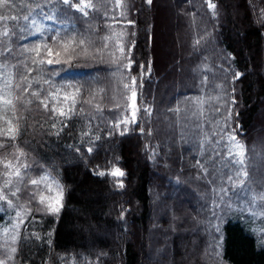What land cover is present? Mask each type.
<instances>
[{
  "label": "trees",
  "instance_id": "trees-1",
  "mask_svg": "<svg viewBox=\"0 0 264 264\" xmlns=\"http://www.w3.org/2000/svg\"><path fill=\"white\" fill-rule=\"evenodd\" d=\"M212 1L215 4L212 14L206 0L170 1L177 11L179 31L185 29V36H179L178 49L172 47L167 50L165 42L169 40V35L162 34L167 26L165 0H122L124 12L121 21L129 25L126 38L127 49L131 47L132 67L129 73L136 77L139 92L142 91V96L146 95L152 104L153 115L149 125L140 120L121 132L108 124V115L100 124H86L87 118H93L92 114L89 116L82 109L83 96L90 91L92 84V79L87 77L94 72L103 75L106 70L103 66L96 71V67L88 68L73 60L52 65L34 64L30 68L27 79L31 81V87L41 89L42 97L48 94L52 75L55 83L66 77L70 89L74 83L79 84V102L75 100L61 107L66 113L64 116L54 114L53 109L47 107L50 113L39 116L36 123L28 124L27 118L22 123L26 129L22 148L32 151L60 179L65 187V199L57 215L34 219L26 233L22 234L16 253L17 264L142 263L149 243L146 235L152 225L151 189L168 190L162 177L158 176L161 173L154 164L156 158L153 159L151 155L155 140L168 131L169 119L166 115L169 111L162 107L170 102L168 94L173 89L168 85L171 82L174 85L179 78L189 81L193 75L194 80H198L204 64L207 82L211 85L215 69L219 83H224L228 91L232 111L229 133L234 131L235 136L248 148L255 146L253 142L260 143L259 140L264 139V76L259 71L264 69V0H233V4L227 0ZM232 5L235 8V22L230 10ZM51 10H55L59 23H68V26L55 25L54 29L42 36L33 37V19L35 22L37 17L42 20L50 15ZM0 16L19 18L15 24L0 23V45L11 39L22 47L55 42L65 34L85 39L92 32H105L107 26L104 21L112 13L89 10V14L84 16L67 8L60 0H9L0 7ZM24 16L31 19L25 22ZM190 21L193 26L187 34L184 24ZM212 25L211 40H203L209 37ZM6 28H15L16 31L4 36ZM198 40L200 43H197ZM214 43L231 56L230 62L218 59L219 54L212 50ZM1 53L0 57H3ZM208 56L209 60H206ZM252 69H256V79L250 72ZM66 71L67 75L64 74ZM163 79L166 80L163 82ZM2 96L4 92L0 93L1 101L4 100ZM233 99L235 103H232ZM161 110L164 111L162 116ZM27 114L25 110L22 118ZM219 120H215L217 125ZM190 128L186 132L184 126L177 127L176 136H187L186 144L192 142L195 134H199L198 127ZM150 130L153 131L149 133ZM201 130L200 136H203ZM163 148L164 143H161V153ZM169 150L173 151V147ZM170 155L176 158L175 171L181 172L183 167L197 168V152L193 150L172 152L169 158ZM158 158L157 163H160ZM114 165L125 173L123 187L109 174ZM101 172L105 175L98 174ZM2 219L3 214L0 213V222ZM158 222L161 223L159 219ZM167 225L164 222L158 233L164 235ZM224 235L223 257L228 263L264 264V246H260L257 238L239 221H226ZM162 242V239L158 240V243ZM178 243L180 238L170 241L174 254L169 261L171 264L173 259L182 255L177 252ZM192 260V264H200L196 259Z\"/></svg>",
  "mask_w": 264,
  "mask_h": 264
},
{
  "label": "rangeland",
  "instance_id": "rangeland-1",
  "mask_svg": "<svg viewBox=\"0 0 264 264\" xmlns=\"http://www.w3.org/2000/svg\"><path fill=\"white\" fill-rule=\"evenodd\" d=\"M170 1L165 0L163 4L167 7L163 6L167 10V26L162 34L169 35V40L165 42L166 49L171 50L173 47L176 50L179 48V36L182 38L185 36V29L179 31V22L175 14L177 11ZM91 2L95 6L94 10H105L106 14L112 13V16L104 21V25L107 26L105 32H92V35L85 39H80L74 34H65L55 42L26 44L22 47L8 39V42L0 45V53L3 52L1 54L4 55L0 57V87L3 88L0 93L4 92L2 96L4 100H0V189L3 190L7 199L17 205L13 209L4 202L0 208V213L3 214L0 222V261H6V264H17L16 253L20 238L23 233H26L34 219L58 214L49 213L46 210V204L40 203V197H45L46 202L50 198L54 199L59 190L56 187L58 184L64 190L63 203L65 199V187L60 179L40 162L32 151L22 148V140L25 139L26 132L22 123L25 118L30 125L34 121L36 123L39 116L50 113L47 107L52 109L55 107L58 111L72 101L78 100L76 103L79 102V91H77L79 84L74 83L75 85H72L70 89L69 80L66 77L55 83L50 75L48 94L44 97H42L40 88L31 87V81L27 79V75L34 65L33 59L37 61L40 58L59 59L62 63L77 60L85 67H96V71H99L100 66L106 68L103 75L94 72L87 77L89 80L92 79V84L90 91L83 96L82 109L86 110L83 112H87L89 116L93 115V118L92 116L87 118V125L92 126L97 122L100 124L107 115L108 124L121 132L128 130L132 124L135 125L140 120L145 125L151 124L152 104L148 102L146 95L142 96V91L139 92L140 88L137 85L135 87L138 93L136 106L140 111L136 113V123H119L129 117L131 111V94L124 88L125 84H131L132 77L125 68L130 61L131 47L128 49L126 47L129 25L121 21L124 4L122 0H119L120 6L117 5V0H91ZM206 2L208 5L209 0ZM210 2L214 4L212 0ZM227 2L233 4V0H227ZM230 10H232L231 15L235 22L236 14L233 5ZM210 13H214V10L211 9ZM49 14L42 20L37 17L35 27L31 23L34 28L33 37L42 36L46 31L54 29L55 25L68 26V23L58 22L55 10H51ZM48 16H53L54 19H46ZM184 25L189 34L193 26L192 21ZM213 29L214 26H210L209 37L203 40H211ZM81 40L84 41L82 45L79 43ZM44 45L53 49L52 57L47 56ZM65 45H67V51H65ZM37 46H40L39 56L32 51ZM213 47L215 50L213 48L212 50L219 54L218 59L222 58L230 62L231 56L223 52L221 47L215 43ZM206 60H209V56ZM203 66V72L198 80H194L193 75L189 81L186 79L185 82L184 79L179 78V84V81H176V84L173 85L171 82L168 85L171 90L173 89L168 94L170 102L162 105L169 111L166 115L169 119V122L167 121L168 131L155 140L151 150L153 159L156 158L158 162V157H160V163L154 162V164H156L157 171L161 173H157L159 178L162 177L168 190L151 189L150 221L152 225L149 234L146 235L149 243L141 264H171L169 261L174 254L170 241L177 238H180V243L176 246L177 252L182 255L178 259H173V264H192V259H196L200 264H230L223 257L224 225L229 220L239 221L248 232L257 238L259 245L264 246V139H260V143L253 142L255 146L248 148L236 137L244 145L243 168L228 157L225 142L232 126L230 97L225 84L219 83L220 78L215 69L211 85L207 82L206 65ZM259 71L264 76V69ZM250 72L256 79V69ZM64 74L67 75L68 72ZM165 80L163 79V82ZM183 86L185 88L181 90ZM65 96L69 99L65 100ZM6 101H11V103H6ZM45 103H48L47 107L44 106ZM144 108L150 111L144 112ZM25 110L28 116L22 118ZM163 114L164 111L161 110L160 116ZM57 115H59L58 112ZM218 118L220 120L217 125L215 120ZM180 126H184L186 132L191 130L190 126L198 127L199 134H195L192 142L186 144L187 136L180 138L176 136L177 127ZM10 127L14 131L15 139H10L5 135ZM201 129H203V136H200ZM152 131L150 130L149 133ZM217 141L220 142L217 143ZM161 143H164L162 153L159 150ZM171 147L173 151L169 150ZM184 150L197 152L198 163L195 165L197 168L194 170L183 167L181 172L175 171L176 158L171 155L169 158V154L182 153ZM21 152L23 155H20ZM8 162L15 167H20L22 164L29 165L27 171L21 168L22 179L19 182L14 176L11 177L16 187L20 189L15 197L4 188L5 181L10 178L6 173L14 170L5 168ZM117 168L123 171L119 166L114 165L109 170V174L111 175ZM245 171L248 173L246 179L242 175L237 176L238 173ZM44 176L48 177L47 181L39 185L31 184L32 180H41ZM229 177L233 178L231 182ZM114 178L119 184L122 183L123 177ZM242 182L243 187L241 188L239 185ZM9 187L12 191H16L15 187L11 185ZM17 212H21L22 215L26 214V218L18 227H14L18 223ZM158 219L161 223H157ZM164 222L168 225L164 229L165 234L161 235L158 232ZM12 236L16 237L15 241L12 240ZM160 239L162 243H158ZM13 248L16 249L15 252L12 251Z\"/></svg>",
  "mask_w": 264,
  "mask_h": 264
},
{
  "label": "snow or ice",
  "instance_id": "snow-or-ice-1",
  "mask_svg": "<svg viewBox=\"0 0 264 264\" xmlns=\"http://www.w3.org/2000/svg\"><path fill=\"white\" fill-rule=\"evenodd\" d=\"M9 0H0V7L5 6L6 3H8ZM60 2L67 6V8L74 10L76 12H79L80 14L87 16L89 14V10H94L95 6L93 5V3L91 2V0H79V2H74V0H60ZM150 2V0H149ZM117 5L120 6L119 4V0H117ZM208 7L209 9L214 10L215 9V5L213 3L210 2L208 3ZM19 18L15 17V16H0V23L3 24H8V23H13L15 24L18 21ZM30 16H24L23 20L25 22H28L30 20ZM46 19H54L53 16H48L46 17ZM32 26L35 27V21H32ZM38 31H40V29H37ZM16 29L15 28H11V29H5V31L3 32L4 36H8L10 34V32H15ZM55 41V38H53ZM81 45L84 44V41L81 40L79 42ZM197 43H200V41L198 40ZM65 47V51H67V45L64 46ZM44 48L47 51V56L48 57H52L53 56V49L51 47H48L47 45H44ZM121 52L123 51V49H120ZM32 51L36 52L37 56L40 55V46H37L36 48H34ZM56 55H59V53H56ZM33 64H44L47 63L48 65H52V64H59L60 60L59 59H47L46 61L41 59V60H35L33 59ZM131 67H132V62L129 61V63L125 66L127 71H131ZM142 67V66H141ZM29 71H31V69H29ZM239 74H237L238 76ZM135 87H136V77H131V84H125L124 88L126 90L130 91L131 94V104H130V108L131 111L129 113V117H126L125 119L121 120L119 123H123V124H128L129 122L131 123H136V113L137 111H140V109L137 108L136 106V99H137V95L138 93L135 91ZM25 91H27V89H25ZM77 91H79L77 89ZM33 95H37V93H33ZM52 95V94H50ZM65 100L69 99L68 96L64 97ZM6 103H11V101H6ZM43 103V102H42ZM232 103H235V100L233 99ZM45 107H47V104H44ZM53 113L56 114L57 113V109L55 107H53ZM144 112H149L150 109L148 108H144L143 109ZM59 115L64 116L66 115V113L64 112L63 109L59 110ZM10 123V122H9ZM119 126V125H117ZM53 127H55V125H53ZM5 135L9 136L10 139H15V135H14V131L13 129L10 127L8 132L5 133ZM223 139V137H222ZM220 141H217V143H219ZM89 152L92 151L91 148L88 149ZM225 151L228 154V157L231 158L233 160V162L235 164H239L242 168L244 167V155H245V151H244V145L241 144L235 134L234 131L232 133H229L227 136V141L225 142ZM20 155H23V153L21 152ZM5 168L7 169H14L13 171L7 172L6 175L9 176L10 178L7 179L5 181L4 184V188L8 189V191L11 193V195L13 197H15L17 195V193L20 191V189L18 187H16V184L13 183V180L11 179L12 176L15 177V180L17 182H19L22 179V175H21V168H23L25 171H27V169L29 168V165L27 164H22L20 167H15L14 165H12L11 162H8L5 164ZM99 175H105V173H98ZM112 176L116 177H123L125 175V173L123 171H121L120 169H115L112 173ZM242 175L243 177H245V179L247 178L248 173L245 172H241L238 173L237 176ZM232 177H229V181H232ZM48 177L44 176L41 178V180H32L31 184L32 185H39L40 183H42L43 181H47ZM15 187L16 191H12L11 187ZM241 188L243 187V182L239 185ZM56 187L59 189L57 192V195L54 199H49L47 202L45 200V197L41 196L40 197V203L41 204H46V210L49 213H59L61 208L63 207V195H64V190L63 187L60 185H56ZM120 187H123L122 183L120 184ZM6 202L7 206L9 208H13L15 209L17 207V205H14L12 200L7 199V196L3 194V190L0 189V208H2L3 203ZM26 218V214L22 215L21 212H17V220L18 223L17 225H15L14 227H18V225L20 223L24 222V219ZM13 241H15L16 237L12 236L11 237ZM13 252L16 251L15 248L12 249ZM0 264H6V261H0Z\"/></svg>",
  "mask_w": 264,
  "mask_h": 264
}]
</instances>
